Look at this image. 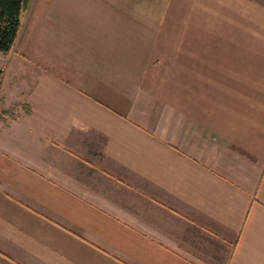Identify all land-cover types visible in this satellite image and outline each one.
<instances>
[{"label":"crops","instance_id":"obj_1","mask_svg":"<svg viewBox=\"0 0 264 264\" xmlns=\"http://www.w3.org/2000/svg\"><path fill=\"white\" fill-rule=\"evenodd\" d=\"M46 1L0 62V264H264V0Z\"/></svg>","mask_w":264,"mask_h":264},{"label":"trees","instance_id":"obj_2","mask_svg":"<svg viewBox=\"0 0 264 264\" xmlns=\"http://www.w3.org/2000/svg\"><path fill=\"white\" fill-rule=\"evenodd\" d=\"M31 0H0V52L10 54L21 29V17ZM4 69L0 66V88Z\"/></svg>","mask_w":264,"mask_h":264},{"label":"rangeland","instance_id":"obj_3","mask_svg":"<svg viewBox=\"0 0 264 264\" xmlns=\"http://www.w3.org/2000/svg\"><path fill=\"white\" fill-rule=\"evenodd\" d=\"M45 5H47V1L46 0H31L29 7L27 8V10L25 12H23L22 17H21V22H22V25L24 27V31L27 28L32 27L31 25L29 26V21H30V19L33 16V12H34L35 7L37 6V8H38V6H39V8H42ZM32 30H33V28L29 29L26 32L27 33V36H26L27 40L25 39L26 40V44L27 43L29 44L32 41V40L30 41V39H31V36L30 35L32 34ZM23 34H25V33H23ZM19 47H20V45H19ZM18 51L19 52L16 53V54L13 51L10 54H4V53H1L0 52V62H1V64L11 63L13 58L19 57L20 56L19 53H20L21 50H18ZM3 115H5V114H3Z\"/></svg>","mask_w":264,"mask_h":264}]
</instances>
